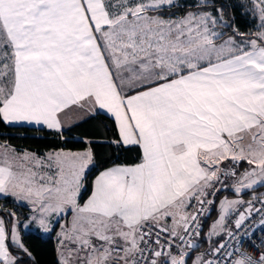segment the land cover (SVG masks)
<instances>
[{
	"label": "snow or ice",
	"instance_id": "obj_1",
	"mask_svg": "<svg viewBox=\"0 0 264 264\" xmlns=\"http://www.w3.org/2000/svg\"><path fill=\"white\" fill-rule=\"evenodd\" d=\"M84 114L134 158L0 142V264H264V0H0V125Z\"/></svg>",
	"mask_w": 264,
	"mask_h": 264
},
{
	"label": "trees",
	"instance_id": "obj_2",
	"mask_svg": "<svg viewBox=\"0 0 264 264\" xmlns=\"http://www.w3.org/2000/svg\"><path fill=\"white\" fill-rule=\"evenodd\" d=\"M236 17L237 25L241 30H246L248 27L247 20L239 12L236 13ZM105 125H108V127H105ZM62 131L63 138L61 139L60 134L48 129L35 130L28 126L8 127L0 125V142L6 140L18 149L27 148L38 153L59 148L80 150L85 147L86 142H90L97 161L101 165L117 160L121 163L131 162L134 158V153L119 149L116 145L110 143L115 136V130L111 127V121L105 119L104 116H90ZM94 175L95 173H93V177ZM93 177H90L89 180L91 181ZM4 203L5 201L0 200V204ZM7 207L9 211H17L21 223L28 216L26 208H21L18 205L14 206L11 203H8ZM21 237L32 253V257L21 256L22 259L27 261V264H57L55 244L52 237L42 238L36 234L24 232H21Z\"/></svg>",
	"mask_w": 264,
	"mask_h": 264
},
{
	"label": "crops",
	"instance_id": "obj_3",
	"mask_svg": "<svg viewBox=\"0 0 264 264\" xmlns=\"http://www.w3.org/2000/svg\"><path fill=\"white\" fill-rule=\"evenodd\" d=\"M91 115H88V114H84V115H80L78 116V118H75L76 121L74 124H69V123H72V122H65L66 124L64 125V128L63 130L87 119L88 117H90ZM68 123V124H67ZM29 127V126H28ZM45 152V151H44ZM43 153V152H42ZM215 217V214H213V218ZM23 223H25V220L21 223V225H23ZM58 231V228H56L53 232L51 233H44L43 231H41L40 229H38L35 225H29V227L27 228H24V227H20V233L21 232H24V233H33V234H36L42 238H47V237H52L54 239V244H55V254H56V260H57V237H56V232Z\"/></svg>",
	"mask_w": 264,
	"mask_h": 264
},
{
	"label": "built area",
	"instance_id": "obj_4",
	"mask_svg": "<svg viewBox=\"0 0 264 264\" xmlns=\"http://www.w3.org/2000/svg\"><path fill=\"white\" fill-rule=\"evenodd\" d=\"M262 238H264V233H261L259 230H257L254 242L259 243Z\"/></svg>",
	"mask_w": 264,
	"mask_h": 264
},
{
	"label": "rangeland",
	"instance_id": "obj_5",
	"mask_svg": "<svg viewBox=\"0 0 264 264\" xmlns=\"http://www.w3.org/2000/svg\"><path fill=\"white\" fill-rule=\"evenodd\" d=\"M75 118H78V116L77 115H72V117L70 118V119H68V121L69 122H72V123H69V124H74L76 121H74V120H76ZM68 121H66V122H68ZM66 124V123H65ZM68 124V123H67ZM231 198V197H230ZM213 219H215V217L213 218ZM210 223H211V221H210ZM209 223V224H210ZM58 231H59V228H58ZM57 247H58V245H57Z\"/></svg>",
	"mask_w": 264,
	"mask_h": 264
}]
</instances>
